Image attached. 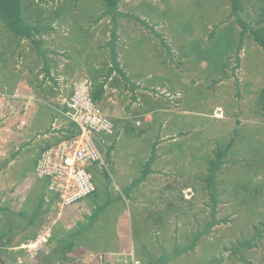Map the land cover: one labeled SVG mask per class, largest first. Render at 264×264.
I'll list each match as a JSON object with an SVG mask.
<instances>
[{
	"label": "rangeland",
	"instance_id": "obj_1",
	"mask_svg": "<svg viewBox=\"0 0 264 264\" xmlns=\"http://www.w3.org/2000/svg\"><path fill=\"white\" fill-rule=\"evenodd\" d=\"M105 3L21 0L27 37L0 20V204L32 187L29 103L59 109L86 77L116 127L86 200L130 213L140 264H264V50L249 32L264 33V0H238L235 15L230 0ZM47 222L49 232H0V264H132L112 244L110 258L92 245L77 262ZM85 227L77 242L116 232ZM19 241L36 246L12 249Z\"/></svg>",
	"mask_w": 264,
	"mask_h": 264
},
{
	"label": "crops",
	"instance_id": "obj_2",
	"mask_svg": "<svg viewBox=\"0 0 264 264\" xmlns=\"http://www.w3.org/2000/svg\"><path fill=\"white\" fill-rule=\"evenodd\" d=\"M59 59L61 60L63 58L60 57ZM63 61L65 60L63 59ZM60 65L62 67L63 63L61 62ZM76 72H79V68H73V74H76ZM63 99L59 104V109L53 105L54 103L50 104L45 102V100L42 101L41 104H37L35 101L29 103V180H31L29 183H31L32 187L29 188V190H26V194H24L20 200L18 199V202L16 203L8 201L6 197L4 199L7 200V204H3L4 202L1 200L0 232H46L48 227L44 222L48 223L47 220H52L53 224L51 232H53V236L57 238L58 243L55 247H58L57 250L63 254L67 253L70 254V256L74 255L75 259L79 258L78 261L76 260L77 262L82 261V259H80L82 251L85 253L92 252V245H94L95 248H99L100 246V248H102L101 250H105L106 253L109 254L107 257L110 258L111 254H114L115 251L110 253V251H112L111 247L109 249L106 248L112 244L116 246H113L112 248H116L115 258L118 259L117 263H120V261L121 263H126V261H128L122 256V253L126 252L127 254H130L129 261H131L132 257V264H140L145 257L137 251L134 244L130 243L132 239L131 234H139L137 232H131L129 223L130 213H121L114 216L113 212H111V215L109 214L110 216H108L106 212V203L108 199L104 198L103 202L99 204L95 203L94 199L86 200L85 198L76 205L64 209H58L55 204V196L47 190L46 180L37 178L33 173L36 160L41 151L62 140L69 132V129L66 127L72 126L70 122L59 115L62 111ZM96 102L98 103L97 100ZM102 111L114 123L111 116L108 115L104 109ZM55 118L57 119L56 121ZM15 123L17 124V122ZM53 123H55L54 128H52ZM116 123L119 124V121L117 120ZM122 124H124V122ZM9 133H12L13 137H23L24 135L22 129L13 132L10 131ZM108 138L112 137H105L104 140L107 139L106 141H108ZM100 150L103 153V148H100ZM156 157L157 155L154 156V159ZM12 163L14 164V161H12ZM90 168H95L99 171L97 166L92 165L89 169ZM33 175L36 178H32ZM28 192L30 194L29 199ZM4 207H9L12 211H5L13 212V214H4V210H2ZM110 207L113 208V205ZM142 210L146 211L144 207H142ZM127 211H131L130 206ZM2 213L4 214V217H2ZM69 215H71V218L68 219ZM24 225L27 227H24ZM79 225L86 226L84 228L86 230L90 227L92 232H112L113 226H115L116 234L113 233V236L111 237V235H108L107 233L106 235L101 236L98 241L77 242L80 239V233L78 232ZM134 225L136 226V224ZM81 234L83 233L81 232ZM22 236L24 235L22 234ZM72 236L73 238H71ZM35 246L36 245H23L22 241H19L18 245L12 249L17 248L21 250L23 248H33ZM41 246H43V244H41L40 247ZM48 249L49 246L47 250ZM55 264H58V262Z\"/></svg>",
	"mask_w": 264,
	"mask_h": 264
},
{
	"label": "built area",
	"instance_id": "obj_3",
	"mask_svg": "<svg viewBox=\"0 0 264 264\" xmlns=\"http://www.w3.org/2000/svg\"><path fill=\"white\" fill-rule=\"evenodd\" d=\"M91 87V81L82 78L72 94L63 99L59 115L72 126L66 127L68 134L42 150L36 160L34 174L46 180L47 190L55 196L58 209L76 205L94 193L96 187L89 167L103 168L99 146L105 137L114 134V123L93 99ZM47 238L48 234L39 238L40 245L46 243Z\"/></svg>",
	"mask_w": 264,
	"mask_h": 264
},
{
	"label": "trees",
	"instance_id": "obj_4",
	"mask_svg": "<svg viewBox=\"0 0 264 264\" xmlns=\"http://www.w3.org/2000/svg\"><path fill=\"white\" fill-rule=\"evenodd\" d=\"M105 6L108 10H114L119 0H105ZM232 5V12L235 15L238 10V0H230ZM0 20L5 23L7 29L14 33L15 37L17 36H30L29 29L30 27L23 21L21 15V0H0ZM238 26L241 28L242 33L247 31L248 27L243 23L239 18L236 19ZM252 35L253 39L262 47L264 50V33L260 31H249ZM100 92H96L92 94L93 99L96 101L101 95H98ZM229 143L224 152L230 147ZM223 153H217L216 158L213 162H210L213 165L219 163L222 159ZM196 243H198V239L202 240V238L197 235ZM199 244V243H198Z\"/></svg>",
	"mask_w": 264,
	"mask_h": 264
},
{
	"label": "flooded vegetation",
	"instance_id": "obj_5",
	"mask_svg": "<svg viewBox=\"0 0 264 264\" xmlns=\"http://www.w3.org/2000/svg\"><path fill=\"white\" fill-rule=\"evenodd\" d=\"M95 192V191H94Z\"/></svg>",
	"mask_w": 264,
	"mask_h": 264
}]
</instances>
